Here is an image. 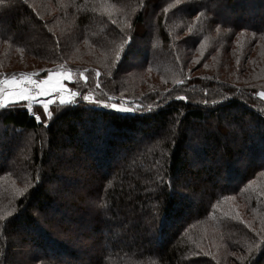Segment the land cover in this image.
<instances>
[{
    "label": "trees",
    "instance_id": "1",
    "mask_svg": "<svg viewBox=\"0 0 264 264\" xmlns=\"http://www.w3.org/2000/svg\"><path fill=\"white\" fill-rule=\"evenodd\" d=\"M219 4L0 0V42L24 51L18 59L41 62L39 77L64 65L86 78L68 82L77 102L52 105L47 118L21 104L0 110V264H199L202 257L230 264L239 258L232 254L240 246L245 264H264V102L253 88L259 64L248 62L258 50L251 45L237 60V42L247 32H264V0ZM195 13L207 18L193 29L196 37L187 38ZM146 14L153 26L144 30ZM130 15L129 37L121 36ZM20 21L25 28L18 26ZM216 24L220 31L213 33ZM25 33L29 36L22 37ZM114 37H124L123 46H116ZM170 43L182 48L175 54ZM198 47L213 49L214 58L226 54L222 68L205 65L203 73L199 65L200 75H185L196 69L177 67L172 57L189 63ZM138 52L140 60L126 62ZM165 72L172 77H164ZM114 103L132 110L113 109ZM132 103L139 107L133 109ZM247 113L251 124L236 133L234 126L245 127ZM63 140L76 148L71 158L59 157ZM239 152L245 165L237 163ZM49 156L53 163L46 167ZM59 164L65 167L64 181L48 190ZM74 166L80 167L74 171ZM79 171L87 172L82 182ZM201 184L205 191L200 197ZM74 190L86 191L83 206H74L75 199L67 202L74 194L78 199ZM232 197L245 210L243 220L231 218ZM44 213L46 229L38 218ZM214 223L224 238L220 248L214 244L215 252L205 239ZM251 223L257 238L246 235ZM18 228L34 235L25 236L34 253L21 258L6 249ZM198 238L206 248L200 249ZM190 250H197L196 257Z\"/></svg>",
    "mask_w": 264,
    "mask_h": 264
},
{
    "label": "rangeland",
    "instance_id": "2",
    "mask_svg": "<svg viewBox=\"0 0 264 264\" xmlns=\"http://www.w3.org/2000/svg\"><path fill=\"white\" fill-rule=\"evenodd\" d=\"M171 1H173L174 4L181 5V3H185V1H189V0H171ZM233 1L237 2V1H241V0H233ZM242 1L245 2V0H242ZM145 2L146 1H144L143 3L141 2V4L144 5ZM219 5H225V0H220V4ZM263 10H264V8H263ZM204 14L205 13H200V14L199 13H195L193 15V17L190 20L191 25L189 26V27H191V30H192V31H189V33H193V34H187V32H185V34H187V38L190 35H191V38H193L195 36L196 33H195V30H193V29L196 28V27H199V22L202 23V20H204V18L205 19L207 18L206 16H204ZM230 15L231 14L229 13V16ZM116 16L118 18V14H116ZM145 18L147 19L146 22H145L146 25L145 24L141 25L143 27V29L145 30V27H147V24H148V26H150V28H152L153 25H151V23H152L151 22V17L148 16V14H146ZM3 19H4V17H3ZM114 19H116V17ZM130 21H131V15L129 16V19L125 20V25L121 28V32H122L121 36H122V34H124V35H127L129 37V32L127 31V29H128V27L130 28ZM18 26L22 29V28H25L26 24L23 21H20L18 23ZM223 28L226 29L225 27H223ZM223 28H222V30L225 33L226 31ZM211 31L213 33H217L218 31H220L219 26L217 25ZM262 33L263 34H261V35L259 34L260 36H257L256 33H252L251 34V33L247 32L245 34L246 37L243 40L237 42V54H239V56L237 57V60H242L244 58V53H245L246 49H248V47H250L251 45H253L254 50L255 49L258 50V52H255V51L252 52V55H255L256 58H250V60L248 62H251V63L258 62V64H259V66H258V75H259L260 78L257 77L254 74L255 77L258 78V81H256V83L253 85L254 86L253 88L258 89L259 92L257 93V95L264 102V95H261V94H264V91H263L264 90V82H262V81H264V32H262ZM24 35L25 36H22V37L29 36V35H26V33ZM175 35H176L177 39H179L178 34L176 33ZM255 36H257V39L255 38ZM236 38H237V36H236ZM115 39H117L116 46L118 44H121V43H122V46H123V43H125V41H126L124 39V37H122V39H120V41H119L118 38H115ZM135 42L139 43L143 47H145V45H146V42H143L141 39L140 40L139 39L135 40ZM229 42H230V40L228 38L227 44H229ZM170 46L172 47V50L175 52V54H176V51L178 52V49L182 48L178 44L177 45L176 44H171ZM222 46H225L227 48L226 42ZM84 50H87V49L79 47V51H84ZM197 50H199V51L197 52ZM197 50L196 49L194 50L193 55H195V56L191 57L192 60H190L189 63L188 62L185 63L184 61H179V60H182V58L179 59L177 56L172 57V58L175 59L176 62H178L176 64L177 67H180L181 65L187 64L188 67H194L193 70L196 69L195 71L191 70V71H193L192 73L188 72L185 75H200V72L197 70V67L199 65H201L199 70H202V72H203L202 68H205V65H207V67H209V65H214L216 69H221L222 68L223 57L226 54H224V55L216 54L217 56L215 55L216 58H214L213 49L210 50V49H206V47H198ZM195 51H196V54H195ZM114 52H115V50H114ZM22 54H25L24 51H22L20 48H17L15 45L10 44L8 42H4V41L0 42V89H5V90L8 89V85L6 83H4L5 80L17 79V80H25V81H28V80L41 81V80L47 79L49 75H51L54 79L59 78L60 79V84L62 85V87H59L56 91H53L48 96H37L35 100L17 101L15 97L10 98L12 101H16V102H9V103H6V104L0 102V110L5 108V107H8L10 105L21 104L22 106L27 107L31 112L32 111H36L35 109H38V111H41L45 115V117L47 118V116L51 113V108L50 107L52 105H56V104L62 105V104H70V103L72 104L74 102H77V97H76L77 96V92H76L75 89L71 88V86L68 84V82L77 83L79 79L80 80H85L86 78H85L84 73H82L80 71H73L71 69L69 70V69H67L68 67L62 65L63 68L58 69V70L49 71L48 73L45 74V76L39 77L40 74L37 73V72L42 69V65L43 64L41 62H36L32 58L29 59L28 64H26L28 59L26 60V58H25V60H23V61L18 59V57L19 56L21 57ZM141 58H142V55L140 54V52H138V53H136V56H132L131 55L129 57V60H126V62L127 63L134 62V61L140 60ZM202 59H204V60L202 61ZM110 63H109V65H110ZM78 65L81 66L80 64H78ZM34 67H38V70H35V71L33 70V72H26V73L20 72V71L17 70V69L29 70V69H33ZM64 67H66V68H64ZM242 70L243 69L241 68L240 72ZM9 71H11V72H9ZM9 73H11V74H9ZM60 74H63V75L61 76ZM164 74H165L164 77H167V76L172 77L171 75H169V72H165ZM230 79L234 80L233 78H230ZM260 82H262V84H260ZM27 86L29 88L33 89L34 93L32 95H35V85L29 84ZM3 95H4V93H0V101H2ZM61 99H63L65 101V103H61ZM39 101L47 102L49 104L48 109L45 110L44 107H43V103H39ZM119 106L129 108V105H125V106L119 105ZM35 107H39V108H35ZM130 107H132L134 109V108H137L139 106L136 103H132L130 105ZM129 109H131V108H129ZM122 111H124V110H122ZM33 114L35 115V117L39 116L35 112ZM243 117L245 119V120H243L244 121L243 125L245 127H238V125L234 126L233 129L235 130L236 133H238V131L241 132V131L245 130L247 128V126L249 124H251V122L249 121V120H251V118H250L248 113L245 114V116H243ZM246 123H247V125H246ZM3 129H4V127L0 124V132L1 133H2ZM1 138L2 137L0 136V142L3 139V138L2 139ZM186 144H187V142H186ZM234 145H236V144H234ZM61 146L63 147V149L61 151H59V157L60 158L65 157L66 154H67V157L71 158L70 157L71 154H74L75 152L77 153L76 148L74 146L70 147V143H69L68 140L61 141ZM236 147H237V145H236ZM240 148L242 150H244L243 145H241ZM185 151H188V149H186ZM52 153H51V155H52ZM242 154H243L242 152H239L238 155H239L240 158H238L237 163L239 162L240 165H242V164L245 165L246 161H244V156ZM190 156H193V155H190ZM11 159H12V163H13V161H15L17 163V158H15V156H11ZM52 163H53V158L50 157V156L47 157V166L46 167L50 166V164H52ZM79 167L80 166H76V167L74 166V171H77V169ZM64 169H65V167L62 164H59V170L60 171L58 173H56V174L51 175V178L49 177L48 184L45 186V188H48V190H50V189H54L53 187H55V184L61 185L62 184L61 182L64 181V179H63L64 178L63 175H65L64 174ZM82 172L83 171H79V174H82ZM86 174H87V172H83L81 178L78 181L82 182L83 176L86 175ZM66 177L68 178L70 176H66ZM204 177L205 176H202L201 179H204ZM90 182H92V180ZM250 186H251L250 187V189H251V188H254L255 185L253 186V183H252ZM68 191H70V190L68 189ZM197 191L199 192V195L201 197L202 193H204V191H205L204 184H201ZM73 192H76V191L74 190ZM76 193H80L79 195H77L78 199L76 200V196H75L76 194H74V197H73V195L71 197V199H73V200L71 202H69V201H67V202L72 204L75 201H77V202H75L74 206H83V204L81 202L83 201V199H86V197H85L86 196V191L80 190V191H78ZM63 195L65 196L64 192H63ZM74 199H75V201H74ZM198 200H199L198 198H196V200L193 199V201L196 204L199 202ZM191 201H192V198H191ZM231 202H232L231 204L229 203V210H230L231 218L232 219H237V220H243L244 219L243 215H244V212H245L244 208L240 206V204L238 202V199L236 197H232L231 198ZM253 212H255V211H253ZM38 218H39V221H40L39 223H42V226L45 227V229H46L47 226H48V224H47L48 223V216L45 215V213H44V215L43 214H38ZM125 224H126L125 226L130 225V223H127V222H125ZM227 224H229V223H227ZM231 224H235V223L232 222ZM254 226L255 225L251 223V227L249 229L250 231L248 233H246V235L247 234H253L255 236V238H257V236H256V228H254ZM208 227H209L208 233H207V231L204 232L205 235L207 233V236H206L205 239L206 240L209 239L210 249L215 252L214 244H216L220 248V246H219L220 243L219 242L220 241L223 242L224 238H223L222 232H221V236H220V233L218 232L219 231V229H218L219 226H217L215 223L213 224V227H212V225H208ZM19 228H21V227H19ZM19 228H18V230L13 232V237L10 240L6 241V246H7L6 249H7L9 254H11V253L13 254L14 253V254H17L18 257L21 258L22 256L31 255V254L34 253V250H33V247H32L33 244L25 239V236L28 237V240H29L30 235L31 236H34V235L29 233L30 235L28 236L22 229H19ZM205 229L207 230V227H205ZM55 231H56V229H55ZM228 233H229L230 238L232 240L235 239L234 237L236 236V233L230 231L229 229H228ZM240 233H241V235L243 237L244 232L241 231ZM70 234H71V236H73L72 239H74L75 236L77 235V232H75V234H73V233H70ZM130 239H132V238H130ZM190 239H193L195 241V237L193 238V235H190ZM149 240L153 244L156 243L152 237ZM149 240H148V242H149ZM132 243H133V241H132ZM191 243H193V242H191ZM196 243L200 244L199 245L200 249L203 248V246L205 247L204 240H200L199 239V241H197ZM193 249H194V246H193ZM236 249H237V253H234L232 255H234V256L238 255L240 259L239 258L238 259L234 258L233 262L231 261L232 263H230V264H233V263H235V264H245V260L243 258L244 257L243 248L240 246V247H238ZM198 250H199V248H198ZM196 251L197 250H190L189 251L190 256H192V258L196 257V255L198 254V253H196ZM226 252L228 254V250H226ZM227 254L225 253L226 258H227ZM197 258H200V257H197ZM200 260L202 262L201 263L198 262L199 264H208V263L209 264H211V263L215 264V259L213 260V257L209 258V259H207L205 257H202ZM222 260L226 261L225 258H222ZM126 263H128V262H126ZM4 264H6V263H4ZM224 264H229V262L224 263Z\"/></svg>",
    "mask_w": 264,
    "mask_h": 264
},
{
    "label": "snow or ice",
    "instance_id": "3",
    "mask_svg": "<svg viewBox=\"0 0 264 264\" xmlns=\"http://www.w3.org/2000/svg\"><path fill=\"white\" fill-rule=\"evenodd\" d=\"M61 76L63 74H60ZM4 83L8 85V89H0V93H4L2 98V103L16 102L12 101L10 98L15 97L17 101H26V100H35L37 96H48L53 91H56L59 87H62L60 84V79H54L51 75L48 76L47 79L41 81H33V80H5ZM35 85V95H32L33 89L29 88L27 85ZM264 95V94H261ZM39 103H43V107L45 110L48 109L49 104L44 101H39ZM61 103H65L63 99H61ZM111 108L120 109L124 111H131L132 109L121 107L117 104H111ZM40 119L39 116L36 117Z\"/></svg>",
    "mask_w": 264,
    "mask_h": 264
},
{
    "label": "built area",
    "instance_id": "4",
    "mask_svg": "<svg viewBox=\"0 0 264 264\" xmlns=\"http://www.w3.org/2000/svg\"><path fill=\"white\" fill-rule=\"evenodd\" d=\"M34 92H32V94H33Z\"/></svg>",
    "mask_w": 264,
    "mask_h": 264
}]
</instances>
